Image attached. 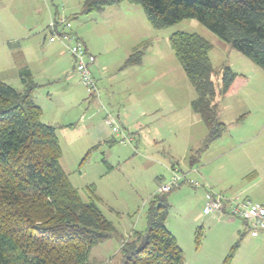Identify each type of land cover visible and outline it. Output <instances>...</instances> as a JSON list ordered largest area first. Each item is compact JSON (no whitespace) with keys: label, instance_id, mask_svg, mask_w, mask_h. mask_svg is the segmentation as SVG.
I'll return each instance as SVG.
<instances>
[{"label":"rangeland","instance_id":"rangeland-1","mask_svg":"<svg viewBox=\"0 0 264 264\" xmlns=\"http://www.w3.org/2000/svg\"><path fill=\"white\" fill-rule=\"evenodd\" d=\"M22 1L0 0L1 38L5 36L7 10ZM26 1L30 4L26 13L21 10L19 20L36 23L44 19L47 7L57 8L60 17L71 21L74 29L89 34L98 47L107 41L112 44L114 38L115 46H107L108 53H114L109 57L112 61H118V54L123 58V53L128 50L131 55L142 51L143 64L140 72L136 70V77L142 75V78L136 84L135 95L140 91L145 94L158 90L154 103L163 106L159 113L146 116L136 124H125L126 129L121 126V136L125 137L123 140L119 138L121 142L113 146L103 142L90 147L88 156L84 155L87 148L85 139L79 140L77 146L69 147L76 131L67 129L60 132L65 148L61 166L84 200L88 201L94 193L97 204L115 227L112 238L92 249L91 264L119 263L122 241L132 232L146 229L150 202L158 187L170 177V164L178 160L179 168L188 172L186 169L192 165L193 154L199 159L196 165L201 172L215 175L217 180L222 179L225 187L233 186V196L249 187L256 196H251L250 200L264 203V70L221 42L196 20H185L159 30L152 27L139 5L123 3L88 15L83 13L87 0ZM37 7L43 12L39 13ZM47 31L43 36L46 34L49 39L51 32ZM176 32L198 34L211 43L209 57L217 89L225 67L241 76L233 97L224 99L218 95L216 99L219 110V103L223 102L222 122L233 123L222 137L206 148L209 131L201 120L193 122L191 114H186L188 109L192 113L191 102L197 94L171 49L169 39ZM82 37L85 40L83 34ZM1 67H5V55L0 57ZM155 75L158 76L156 81L152 79ZM14 87L18 88L17 85ZM164 91L169 93L170 106L163 103L167 97ZM182 109L184 112L179 114ZM110 110L114 115L120 113L122 120V107L114 105ZM47 116L51 115L47 113ZM71 120L61 118L63 123H71ZM198 174L189 173L188 178L202 183ZM257 177L259 179L255 182ZM191 190L186 185L168 196L170 211L166 225L183 251L184 264H223L237 244L239 247L230 264H264V233L253 237L244 228L242 220L230 217L211 220L205 216L202 221L194 223L195 217L203 212V203L198 196L194 197ZM200 228L202 236L200 244H197Z\"/></svg>","mask_w":264,"mask_h":264},{"label":"trees","instance_id":"trees-1","mask_svg":"<svg viewBox=\"0 0 264 264\" xmlns=\"http://www.w3.org/2000/svg\"><path fill=\"white\" fill-rule=\"evenodd\" d=\"M123 3L143 7L159 30L196 20L264 70V0H87L83 13ZM169 43L196 91L192 108L209 130L206 148L227 130L216 99L232 93L241 76L225 67L217 89L208 40L176 32ZM142 56L134 52L126 65L139 64ZM22 81L20 91L0 80V264H91L92 249L112 238L115 227L94 193L86 201L71 183L61 166L57 129L42 122L43 111L33 100L38 86L29 73ZM170 194L154 195L146 229L122 241L118 264H184L183 251L166 225ZM201 236L202 228L197 244ZM238 247L223 264L232 262Z\"/></svg>","mask_w":264,"mask_h":264},{"label":"crops","instance_id":"crops-1","mask_svg":"<svg viewBox=\"0 0 264 264\" xmlns=\"http://www.w3.org/2000/svg\"><path fill=\"white\" fill-rule=\"evenodd\" d=\"M29 4L30 2L23 0L19 5H15L6 12L4 20L6 26L5 36L4 38L0 36V57L5 55V67L0 68V80L13 87L17 85L18 88H14L21 91L24 88L22 76L26 73L31 75L33 82L38 86L33 94V100L43 111L42 122L57 129L62 150H65V148H63L60 132L67 129L76 131V134L72 136V142L69 144V147L77 146L79 140L85 139V146L87 147L84 150L85 156L89 155V149L97 147L103 142L110 146L121 142L122 134H115L105 122L107 115L113 113L110 109L114 105L123 108L122 120L119 112L118 119L120 126L124 129H126L125 124L128 126L136 124L142 118L155 115V113L161 111L163 106H159L158 102L154 103V100L158 98V90L145 94L140 91L137 96L135 95L136 84L138 85L142 78V75L136 77V70L140 72L139 68L143 64L142 60L137 65H126V61L131 55V51L128 50L123 53V58L122 55L120 58V54H118V61H112L109 57H113L114 53H108L107 49L110 45L115 46L116 42H114V38L111 37L113 39L112 44L107 41L98 47L96 42L90 39L91 36L89 34L72 27V32L79 38L83 39L82 34L85 36V40L83 41L89 53L96 58V63L91 67V70L101 90V96L100 99L89 98L86 88L75 73L74 63L67 48L61 41L52 42L50 41L51 37L48 39L46 34L43 36L49 30V23L60 16L59 9L55 8L52 10L47 7L44 19L31 24L29 21L19 20L22 15L21 10L24 9V13H26ZM128 10L133 11L131 9ZM37 11L39 13L43 12L42 8H38ZM121 75L126 77L122 78ZM185 76L187 77L186 74ZM157 77L155 75L152 79L156 81ZM236 89H238L237 86H235L233 92ZM164 92L167 94V97L163 99V103L165 102L166 106H170L171 102L168 101L169 93L168 91ZM233 92L223 98L228 99L233 97ZM195 100H192L191 107ZM219 104V120L222 122L223 120H221L220 116L223 114V111H221V104L223 102L221 101ZM165 110L167 111L166 108ZM182 112H184L183 109L179 114ZM47 113L51 116H47ZM186 114H191L190 119L193 122L198 123L201 120L205 125L200 115L195 113L193 108L192 113L188 109ZM63 117L73 120H71V123H63L61 122V118L63 119ZM232 123H224L227 125V130ZM205 127L207 128L206 125ZM124 138L122 137V140ZM192 158L197 159L195 165H191L189 170H187L188 168L185 169L186 171L196 169L199 172L197 177L202 179V183L205 185V188H202V190L200 188H192L193 190H191L195 194L194 197L197 198L198 196L201 204L203 203V212L195 217L194 223L202 221L205 216H208L211 220L217 219L219 218L218 215L211 214L212 217H210L211 215L204 213L206 201L212 193H220L227 197H233V186L225 187L223 186L222 179L217 180V176L215 177V175H205L196 165L199 161L197 155L193 154ZM180 166L178 160L170 164V177L164 183H167L171 179L172 169ZM258 179L259 177L255 178V182ZM248 188L242 189L235 196L243 199H250L251 196L256 197ZM156 194L157 191L155 192ZM258 204L264 205V203ZM243 225L247 229L244 221Z\"/></svg>","mask_w":264,"mask_h":264},{"label":"built area","instance_id":"built-area-1","mask_svg":"<svg viewBox=\"0 0 264 264\" xmlns=\"http://www.w3.org/2000/svg\"><path fill=\"white\" fill-rule=\"evenodd\" d=\"M49 31L51 32L50 41H61L70 53L75 73L86 88L89 98L100 99V89L91 70V67L96 63V58L89 53L84 41L72 32L71 21L59 16L51 21ZM105 122L115 134H122L118 115L108 114ZM189 173L198 172L196 169L184 172L179 167L173 168L171 179L158 188L157 194H169L186 185L193 189L205 188L203 183L190 180ZM204 213L218 215L219 218L230 217L242 220L248 224V229L253 237L264 233V205L250 199L212 193L206 201Z\"/></svg>","mask_w":264,"mask_h":264}]
</instances>
